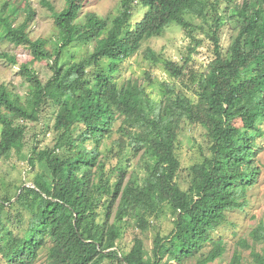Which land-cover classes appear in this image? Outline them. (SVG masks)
Instances as JSON below:
<instances>
[{"label":"trees","instance_id":"obj_1","mask_svg":"<svg viewBox=\"0 0 264 264\" xmlns=\"http://www.w3.org/2000/svg\"><path fill=\"white\" fill-rule=\"evenodd\" d=\"M42 1L57 29L52 38L29 36L32 11L14 24L10 17L15 8L3 15L5 2L0 10V38L27 46L32 60L46 61L51 72L43 82L31 62L22 63L23 95L0 84V159L13 151L32 168L43 164L51 180L50 192L37 177L34 186L20 184L12 194L0 193V260L32 264L44 253L46 264L214 262L226 250L224 237L214 232L226 211L243 209L241 201L259 174L254 158L260 150L257 137L263 135L257 120L264 118V0H229L223 11L210 0H120L116 13L104 17L81 15L84 0H65L61 10ZM138 12L142 14L134 20ZM172 24L189 36V52L202 42L194 29L203 30L212 58L201 72L190 70L186 87L191 93L166 84L167 94L157 102L131 78L119 82L118 71L122 59ZM225 26L229 41L222 46ZM82 43L92 46L85 56H64L69 46ZM147 55L158 60L152 50ZM0 58L17 63L6 51H0ZM164 64L180 80L189 68L187 62L170 59ZM48 105L53 144L38 148L28 124L37 123ZM118 114L137 118L145 127L127 140L146 157L144 173L126 181L123 167L106 170L112 150L104 144L114 133ZM184 122L203 128L206 145L202 158L188 167L186 189L176 181ZM165 203L173 217L171 231L161 235L157 230L150 251L138 235L128 250L120 249L117 240L125 229L143 235L150 217L156 218ZM20 223L22 234L14 232ZM249 234L263 243L261 252L245 239L241 248H251L253 260L264 264V224ZM241 259L235 248L227 264H241Z\"/></svg>","mask_w":264,"mask_h":264},{"label":"rangeland","instance_id":"obj_2","mask_svg":"<svg viewBox=\"0 0 264 264\" xmlns=\"http://www.w3.org/2000/svg\"><path fill=\"white\" fill-rule=\"evenodd\" d=\"M46 1L52 4L56 10H61L66 6L65 0ZM119 1L84 0L80 14L93 12L103 17L107 15L112 16L119 7ZM210 1L217 6L219 11H223L229 3V0ZM235 1L240 3L242 0ZM5 2L8 3L7 9L1 13L7 15L12 7L15 8L14 14L10 17L13 19L14 24L21 23L29 11L33 12L32 19L29 21L27 27L29 36L32 39L52 38L56 36L57 29L51 16V11L44 5L42 0H0V10L3 8ZM141 14V12L135 14L134 20L139 19ZM195 24L201 25V21L195 19ZM194 34L196 38H202V42L195 50L189 52L188 44L190 43V38L185 30L179 25H170L159 35L147 39L136 53L120 61L117 80L123 82L125 79L131 78L138 85L142 84L146 93L157 102L162 100L167 94L166 84H169L176 90L183 89L191 93L186 87L191 75L190 70L201 72L204 69V65L212 58V45L206 37L205 32L200 28H196L194 29ZM228 41L229 28L225 26L222 29L220 44L226 46ZM91 48V44L87 43L72 44L67 48L64 56L77 60L81 56H85ZM149 50L155 52L158 58L157 61H153L148 57L147 52ZM0 51L8 52L15 56L17 60V63L14 64L4 58H0V84L20 95H23L27 90V83L19 73V67L22 63L31 62L43 82L51 75L46 61L32 60L30 50L25 45H14L0 38ZM188 55L190 56L189 59H187ZM165 59H170L179 64L187 62L189 68L186 69V76L183 80L171 75L165 67ZM257 124L263 132L262 137H257L260 150L254 158L257 165H259V174L254 185L247 190L245 195L246 200L241 201L242 197L239 198V201L245 202L244 205L242 204L243 209L235 208L226 211L225 221L214 232L213 235L224 237L226 250L221 257L209 264H227L235 248L241 250V264H257L251 256V248H241L240 243L241 239L247 240L257 252H261V247L263 246L262 242L254 241L249 234L251 229L259 224H264V118L258 119ZM28 125V132L37 139L35 144L38 148L53 144V132L51 130L52 111L49 105L44 108L37 123L30 122ZM47 125H49L50 130L45 129ZM139 130H145L140 120L118 114L114 133L111 138L105 140L104 147L107 146L108 149L112 150L109 153L111 157H109L106 164V170L114 172L117 167H123L125 181L131 174L141 176L144 173L146 157L142 156V151H134L132 145L127 143L130 135ZM203 131L200 125L187 122H184L180 127L177 143V156L180 162V169L176 181L182 189H186L188 186V167L199 161L202 158L203 152L206 153ZM31 136L29 138L30 143L32 142ZM119 143L122 144V147H119ZM23 154H26L25 149L21 155ZM44 169L45 166L40 163H37L32 168L27 164L26 159L13 151H8L0 159V193L9 191L12 194L20 184L34 186L33 181L38 179L37 177H39L46 190L49 191L51 180ZM113 217L114 215L112 214L111 219ZM172 219L171 208L169 204L165 203L158 210L156 218H154V215L150 217V226L143 235H140L139 231L126 228L123 236L117 240L119 248L128 250L131 247L133 236L138 235L143 239L146 250L150 251L155 232L158 230L161 235H167L173 228ZM20 225L21 227L14 228L15 233H23V223H20ZM0 264H4V262L0 260ZM32 264H46L44 253H41L39 259Z\"/></svg>","mask_w":264,"mask_h":264}]
</instances>
